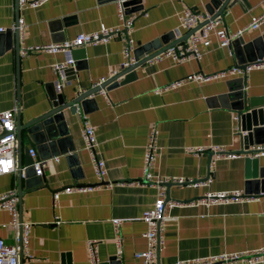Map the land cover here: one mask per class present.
I'll use <instances>...</instances> for the list:
<instances>
[{"label":"crops","instance_id":"crops-1","mask_svg":"<svg viewBox=\"0 0 264 264\" xmlns=\"http://www.w3.org/2000/svg\"><path fill=\"white\" fill-rule=\"evenodd\" d=\"M118 1L44 0L36 7L25 5L17 9L15 0H0V27H3L0 31V110L16 108L15 120L20 111L24 122L49 110L50 85L55 89L57 76L52 65L65 57L63 52L37 50L20 54L17 60L13 26L17 17L22 16L26 23L19 37L20 46L61 41L79 32L96 30L101 24L120 26ZM209 1L140 0L142 10L126 12L125 8V15L133 17L130 32L133 48L168 32L182 36L186 31L179 26L178 15L186 7L208 11ZM247 1L248 4L239 0L224 10L223 25L229 31L235 32L249 24L254 16L264 14V0ZM194 32L198 34L200 28ZM262 33L264 22L258 28L246 29L241 36L250 40ZM210 38L209 45L201 39L197 42L199 57L191 53L186 60L175 62L169 56H155L137 66L133 78L107 85L106 95L98 92L96 102L86 113L80 104L75 113L69 107L63 109L76 157L64 153L45 159L41 185L26 188L23 184L21 215L23 221L30 223L26 247L30 255L23 250L20 264H108L112 256L120 264H143L135 255L136 251L146 248L142 235L146 223L141 214L152 205L160 187L166 197L177 202L167 208L159 264L264 247V192L254 191L262 187L264 180V155L251 157L245 153L263 135L250 136L249 132L244 134L238 130V125L242 127L241 118H235L237 114L240 116L239 112L213 99L228 90L227 80L242 75L188 80L156 90L188 73L214 74L237 63L235 53L231 54L227 46L221 45L214 32ZM124 44L125 40L116 35L76 48L72 53L74 63L67 68L61 89L65 98L70 99L94 86L99 78H109L118 71L124 60ZM245 91L247 103L253 101L264 116V68H253L247 73ZM84 115L95 127V155L104 160V180L111 185H97L94 158L82 137ZM153 126L158 129L159 145L151 167L153 178L178 175L199 180L212 176L213 181L208 185L171 183L169 186L164 182H139L143 178L144 146ZM215 143L244 154L228 157L211 151L194 154L187 150L188 146ZM26 144L24 139L23 145ZM255 179L259 182H254L252 191H247V181ZM17 185V171L0 174V194L12 188L17 191ZM79 185L90 187L63 191L65 186ZM208 190H242L260 197L205 204L200 197ZM56 191L59 194L54 198ZM113 218L121 220L117 229ZM9 219V212L0 208V236L6 242L15 243V228L4 224ZM117 232L122 237L119 256L114 242ZM89 239L98 240L97 262L89 258ZM254 264H264V261Z\"/></svg>","mask_w":264,"mask_h":264},{"label":"built area","instance_id":"built-area-1","mask_svg":"<svg viewBox=\"0 0 264 264\" xmlns=\"http://www.w3.org/2000/svg\"><path fill=\"white\" fill-rule=\"evenodd\" d=\"M44 0H18L19 6L29 5L36 7L41 4ZM118 15L120 17V26H106L101 24L98 29L89 32H79L75 37L71 39L61 41H49L43 43L27 44L20 46V54H28L37 50H47L50 52H63L64 59L55 61L52 65L57 76L54 82L56 91H60L66 81V70L74 63L73 52L76 48L87 44V43H98L106 41L112 36H120L125 40L123 47L124 60L122 66H127L135 61L132 50H133V39L130 36V32L133 29V17L125 15V8L118 1ZM179 26L186 32L190 31L200 22L205 23L200 27V32L196 34L193 32L189 35L187 42L182 44L170 45L167 49L159 53L158 57L169 56L175 62H181L186 60L190 54L199 57L200 52L197 46V42L201 39L203 44L209 45L211 43L210 33L214 32L221 45L227 46L230 49V53L233 54L232 40L243 34L246 29L258 28L264 22V14L260 16H254L249 24L245 27L238 29L235 32L229 31L223 25L222 16L213 17L209 11H199L186 7L178 15ZM17 27L20 32L24 30L26 23L22 16H19L13 25ZM3 27H0V31ZM253 68H264V57L257 58L253 61L248 62L245 66L233 64L225 69H222L214 74H203L202 72H192L187 75L170 82L163 86L161 89L168 88L170 86H178L188 80H209L216 77H225L228 75L240 74L247 75V73ZM107 78L101 77L94 82L95 85L101 84ZM99 92L106 95L104 88L100 89ZM16 108L0 110V174H6L9 172L16 171L17 169V158H16V120H15ZM237 114L235 118H239ZM237 129L242 131L244 134L248 133V130L242 129L241 125L237 126ZM82 137L85 142V146L91 151L94 158V171L99 180L98 186L101 184L111 185L110 181L103 182L106 168L105 162L102 158L96 157L95 147L97 145V138L95 133V127L92 125L87 116L82 117ZM250 149L247 153L251 157H260L264 155V143H253L248 147ZM187 150L194 153L200 154L204 151H211L217 156H228L237 157L244 154V152L229 150L224 144H209V145H194L188 146ZM159 152L158 145V129L153 126L148 134V139L144 146L143 163H142V175L143 178L138 180L139 182L149 183H163L165 181H172L180 185L192 184L208 185L213 181V177L209 176L205 179L194 180L185 176L171 175L167 177L153 178L151 167L156 159ZM30 155H35V149L29 148ZM45 159H35L33 162L36 174L40 175L43 171ZM90 186H65L63 191L70 192L73 190L85 189ZM59 191L54 192V198H57ZM259 194L246 193L242 190L232 191H206L200 200L205 204H217V203H230L239 200H253L259 198ZM176 200L166 198L165 191L162 187L158 189V194L154 199L151 206L145 208L141 214V219L145 221L146 228L142 232V235L146 239V248L143 250L136 251L135 255L142 259L143 264H158V254L164 244V228L167 224V208L176 203ZM0 208L6 209L9 212L10 219L6 224L11 225L15 228V243L6 242L0 236V264H20V247L22 252L27 255L30 253L26 250L29 242V226L30 223L27 221H19L18 211V196L15 188H12L6 192L0 194ZM116 229L119 226L120 218L112 219ZM116 244V255L122 253V237L119 232L114 237ZM87 250L89 258L92 262L99 261L98 251V240L89 239L87 243ZM264 261V247L247 249L242 251L222 252L219 254H211L206 256H196L187 259H177L169 264H254Z\"/></svg>","mask_w":264,"mask_h":264},{"label":"water","instance_id":"water-1","mask_svg":"<svg viewBox=\"0 0 264 264\" xmlns=\"http://www.w3.org/2000/svg\"><path fill=\"white\" fill-rule=\"evenodd\" d=\"M239 0H210L206 4V9L212 13L213 17L223 16L224 10L228 6H232ZM247 4V0H243ZM122 5L126 8V12L142 10L140 0H121ZM16 8L18 9V0H15ZM133 5L132 8L127 7ZM215 9H217L215 11ZM18 18V17H17ZM205 21L200 22L194 29L186 32L180 37L174 36L173 32H168L159 37H155L147 42L139 43L132 50L135 61L127 66H121L118 71H115L109 78L99 85L92 86L86 90L77 92L70 99L65 98L62 90L56 91L52 86L50 92L51 107L49 110L23 121L20 111L16 114V157H17V196H18V211L19 221H22L21 215V196L22 186L26 188L41 185L43 174H36L33 162L35 159H47L51 156L66 153L69 157H76L75 145L72 142L71 135L64 117L63 109L69 107L72 113L77 111V105L80 104L84 113L89 111V107L96 102L95 95L99 90L106 88L111 83L124 82L135 76L134 70L137 66L143 64L147 60L155 57L170 45L182 44L187 41L190 34L199 29ZM15 34V50L17 60L20 56V32L17 27L14 28ZM233 51L237 57V64L245 66L248 62L257 58L264 57V33L257 35L250 40H245L243 36L236 37L232 40ZM122 77V78H121ZM246 75L237 76L227 80L228 90L220 92L213 99L219 101L225 106H232L236 109L241 118L242 128L248 130L249 135L256 136L262 134L261 138H257V142L264 143V116L262 111L254 107V102L247 103V94L245 91ZM232 101V103L230 102ZM25 139L26 145H23ZM29 148L35 149V155L29 153ZM256 164V163H255ZM256 167V165H255ZM255 172V171H254ZM264 176V172H262ZM41 179V180H40ZM107 182V181H103ZM259 181L255 179L247 181V191H252L253 183ZM175 182H164L166 186ZM264 192V180L262 187L256 188L254 191ZM168 198V197H166ZM20 256H22V248L20 247ZM158 261V259H157ZM108 264H120V260L116 256H112ZM159 264V262H158Z\"/></svg>","mask_w":264,"mask_h":264}]
</instances>
